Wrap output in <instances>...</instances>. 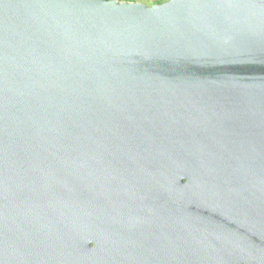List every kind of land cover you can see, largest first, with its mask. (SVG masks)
<instances>
[{
  "label": "water",
  "instance_id": "1",
  "mask_svg": "<svg viewBox=\"0 0 264 264\" xmlns=\"http://www.w3.org/2000/svg\"><path fill=\"white\" fill-rule=\"evenodd\" d=\"M0 264H264V0H0Z\"/></svg>",
  "mask_w": 264,
  "mask_h": 264
},
{
  "label": "rangeland",
  "instance_id": "2",
  "mask_svg": "<svg viewBox=\"0 0 264 264\" xmlns=\"http://www.w3.org/2000/svg\"><path fill=\"white\" fill-rule=\"evenodd\" d=\"M132 1H139V2H143L145 4H148V5H151L153 3H159V2H157L158 0H132Z\"/></svg>",
  "mask_w": 264,
  "mask_h": 264
},
{
  "label": "trees",
  "instance_id": "3",
  "mask_svg": "<svg viewBox=\"0 0 264 264\" xmlns=\"http://www.w3.org/2000/svg\"><path fill=\"white\" fill-rule=\"evenodd\" d=\"M163 1H164V0H158L157 2H159V3H160V2H163Z\"/></svg>",
  "mask_w": 264,
  "mask_h": 264
}]
</instances>
